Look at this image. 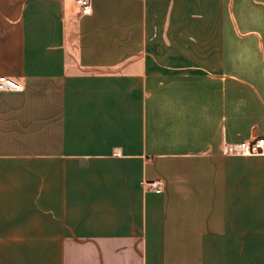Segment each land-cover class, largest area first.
<instances>
[{"label":"crops","instance_id":"0c3cea01","mask_svg":"<svg viewBox=\"0 0 264 264\" xmlns=\"http://www.w3.org/2000/svg\"><path fill=\"white\" fill-rule=\"evenodd\" d=\"M89 3L0 0V264H264V0Z\"/></svg>","mask_w":264,"mask_h":264},{"label":"built area","instance_id":"2783aa9c","mask_svg":"<svg viewBox=\"0 0 264 264\" xmlns=\"http://www.w3.org/2000/svg\"><path fill=\"white\" fill-rule=\"evenodd\" d=\"M82 6V11L84 13H89L91 10L89 0H76ZM21 86L13 81L11 78L0 75V91L6 90H17ZM232 152H239L245 154H257L264 153V138H255L253 140L242 141L237 144H232L228 148ZM149 187L153 188L156 192L161 191V181L152 180L146 183Z\"/></svg>","mask_w":264,"mask_h":264}]
</instances>
